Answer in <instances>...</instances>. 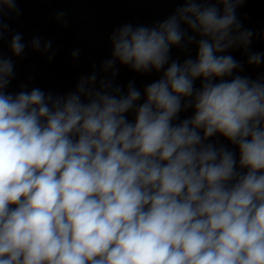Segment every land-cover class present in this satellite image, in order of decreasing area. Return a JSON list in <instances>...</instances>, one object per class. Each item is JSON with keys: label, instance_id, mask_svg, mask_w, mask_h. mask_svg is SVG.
<instances>
[{"label": "clouds", "instance_id": "1", "mask_svg": "<svg viewBox=\"0 0 264 264\" xmlns=\"http://www.w3.org/2000/svg\"><path fill=\"white\" fill-rule=\"evenodd\" d=\"M181 2L113 29L110 57L60 94L8 91L14 58L52 41L16 32L5 56L21 10L0 0V264H264V72L243 74L264 32L239 18L247 0ZM120 67L160 75L122 88Z\"/></svg>", "mask_w": 264, "mask_h": 264}, {"label": "water", "instance_id": "2", "mask_svg": "<svg viewBox=\"0 0 264 264\" xmlns=\"http://www.w3.org/2000/svg\"><path fill=\"white\" fill-rule=\"evenodd\" d=\"M181 6V0H18L17 7L21 10L19 17H5L10 31L5 34L3 54L11 55L8 42L16 32L22 33L25 41L31 40L33 36L51 40L52 49L42 55L28 48L22 57L14 58L16 77L8 91H19L22 84H27L29 90L39 87L60 94L74 90L81 75L89 74L94 64L98 71L99 64L110 57L108 37L113 29L125 23L152 25L167 18ZM61 10L66 13L67 26L55 20V14ZM237 14L245 28L257 33L264 32V0H247L237 9ZM251 47L253 51L264 52V43L259 39H255ZM76 49L80 50V56L74 61L71 53ZM52 53L55 56L49 61L48 56ZM195 54L194 46L188 53L181 52L179 48L171 50V57L179 58L181 62L188 55L194 58ZM230 54L237 60L244 59L239 51ZM262 72L264 65L256 69L246 67L243 74L254 78ZM159 75L155 72L141 75L120 67L115 83L124 88L129 80H134L142 91L146 84L158 79ZM196 87H199V80ZM190 115L191 110L182 112L180 118ZM129 119H133L131 113Z\"/></svg>", "mask_w": 264, "mask_h": 264}]
</instances>
